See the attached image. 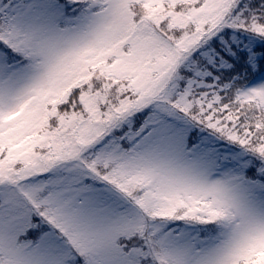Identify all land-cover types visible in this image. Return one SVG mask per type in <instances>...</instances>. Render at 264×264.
Segmentation results:
<instances>
[{"label": "snow or ice", "instance_id": "obj_1", "mask_svg": "<svg viewBox=\"0 0 264 264\" xmlns=\"http://www.w3.org/2000/svg\"><path fill=\"white\" fill-rule=\"evenodd\" d=\"M0 264H264V0H0Z\"/></svg>", "mask_w": 264, "mask_h": 264}]
</instances>
